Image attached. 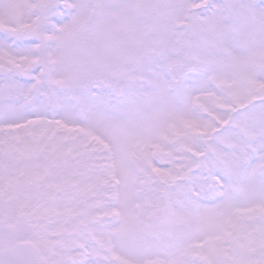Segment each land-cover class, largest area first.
Listing matches in <instances>:
<instances>
[{
  "label": "snow or ice",
  "instance_id": "obj_1",
  "mask_svg": "<svg viewBox=\"0 0 264 264\" xmlns=\"http://www.w3.org/2000/svg\"><path fill=\"white\" fill-rule=\"evenodd\" d=\"M0 264H264V0H0Z\"/></svg>",
  "mask_w": 264,
  "mask_h": 264
}]
</instances>
